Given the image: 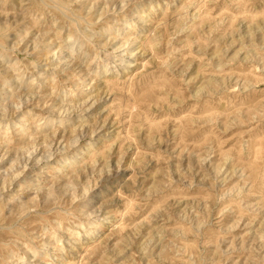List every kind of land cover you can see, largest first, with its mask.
<instances>
[{
	"label": "rangeland",
	"instance_id": "rangeland-1",
	"mask_svg": "<svg viewBox=\"0 0 264 264\" xmlns=\"http://www.w3.org/2000/svg\"><path fill=\"white\" fill-rule=\"evenodd\" d=\"M0 264H264V0H0Z\"/></svg>",
	"mask_w": 264,
	"mask_h": 264
},
{
	"label": "clouds",
	"instance_id": "clouds-1",
	"mask_svg": "<svg viewBox=\"0 0 264 264\" xmlns=\"http://www.w3.org/2000/svg\"><path fill=\"white\" fill-rule=\"evenodd\" d=\"M110 174V171H109ZM95 190H87L83 193H81V195L84 197V208L86 210L91 209L93 211H95V209L99 206L100 201L98 199H93V194H94Z\"/></svg>",
	"mask_w": 264,
	"mask_h": 264
},
{
	"label": "bare ground",
	"instance_id": "bare-ground-1",
	"mask_svg": "<svg viewBox=\"0 0 264 264\" xmlns=\"http://www.w3.org/2000/svg\"><path fill=\"white\" fill-rule=\"evenodd\" d=\"M70 39V38H69Z\"/></svg>",
	"mask_w": 264,
	"mask_h": 264
}]
</instances>
